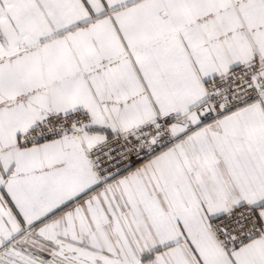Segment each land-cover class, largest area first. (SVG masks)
I'll list each match as a JSON object with an SVG mask.
<instances>
[{
  "label": "snow or ice",
  "instance_id": "1",
  "mask_svg": "<svg viewBox=\"0 0 264 264\" xmlns=\"http://www.w3.org/2000/svg\"><path fill=\"white\" fill-rule=\"evenodd\" d=\"M0 264H264V0H0Z\"/></svg>",
  "mask_w": 264,
  "mask_h": 264
}]
</instances>
